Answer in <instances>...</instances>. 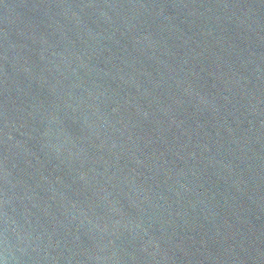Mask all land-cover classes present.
I'll use <instances>...</instances> for the list:
<instances>
[{"label": "water", "instance_id": "1", "mask_svg": "<svg viewBox=\"0 0 264 264\" xmlns=\"http://www.w3.org/2000/svg\"><path fill=\"white\" fill-rule=\"evenodd\" d=\"M0 264H264V0H0Z\"/></svg>", "mask_w": 264, "mask_h": 264}]
</instances>
